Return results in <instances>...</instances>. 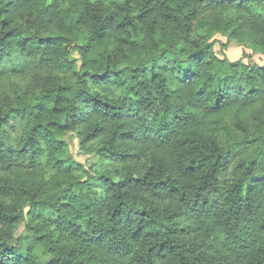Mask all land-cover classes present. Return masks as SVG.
<instances>
[{"label": "trees", "instance_id": "obj_1", "mask_svg": "<svg viewBox=\"0 0 264 264\" xmlns=\"http://www.w3.org/2000/svg\"><path fill=\"white\" fill-rule=\"evenodd\" d=\"M217 34L264 60V0H0V264H264V62Z\"/></svg>", "mask_w": 264, "mask_h": 264}, {"label": "rangeland", "instance_id": "obj_2", "mask_svg": "<svg viewBox=\"0 0 264 264\" xmlns=\"http://www.w3.org/2000/svg\"><path fill=\"white\" fill-rule=\"evenodd\" d=\"M215 44L213 46L214 53L219 57H225L229 61H236L238 59H241L243 62H247V59H243L242 53H245L244 51H247L250 54L249 61L257 64L262 65V58L259 56L258 52L253 51L252 49L243 50V48H238L234 43L231 44H224L226 43L227 39L225 36L222 35H215L214 36ZM247 47V45H245ZM242 49V50H241ZM76 58V56H75ZM15 81H17L15 79ZM14 81V82H15ZM21 84V89L25 90L24 83ZM12 125L14 128L10 130L11 136H16L19 131L22 129V123H16L12 122ZM65 141V155H69L73 158V160L77 163H79L86 171H90L94 168H99L100 163L98 162L94 151H93V145L92 143H89L87 145L81 146L79 144V140L73 135V134H67L64 138ZM80 175H82L83 179L87 178V175L83 172H80ZM22 231V229H21ZM21 233V232H20ZM40 258L41 261L44 263L47 259V256L41 255L40 252Z\"/></svg>", "mask_w": 264, "mask_h": 264}, {"label": "crops", "instance_id": "obj_3", "mask_svg": "<svg viewBox=\"0 0 264 264\" xmlns=\"http://www.w3.org/2000/svg\"><path fill=\"white\" fill-rule=\"evenodd\" d=\"M238 48H242V47H238ZM242 50V49H241ZM243 50H245V48H243ZM245 53L249 54L247 51H244ZM260 56V55H259ZM262 58V57H261ZM262 62H264L263 58H262Z\"/></svg>", "mask_w": 264, "mask_h": 264}]
</instances>
